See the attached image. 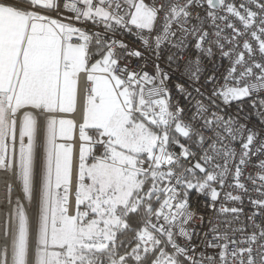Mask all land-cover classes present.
<instances>
[{
    "label": "snow or ice",
    "instance_id": "1",
    "mask_svg": "<svg viewBox=\"0 0 264 264\" xmlns=\"http://www.w3.org/2000/svg\"><path fill=\"white\" fill-rule=\"evenodd\" d=\"M0 170V264H264V0H0Z\"/></svg>",
    "mask_w": 264,
    "mask_h": 264
},
{
    "label": "bare ground",
    "instance_id": "2",
    "mask_svg": "<svg viewBox=\"0 0 264 264\" xmlns=\"http://www.w3.org/2000/svg\"><path fill=\"white\" fill-rule=\"evenodd\" d=\"M59 118H76L77 120L79 119V110L75 114H69V115H64V114H58ZM38 121H40V133L43 135V131L45 128V124L43 123L44 120V114H39L37 117ZM7 185H12L13 191H12V196L15 198L16 196V186L13 181V177L11 173H5L0 170V206L5 205L6 203V194H7ZM2 211V209H0Z\"/></svg>",
    "mask_w": 264,
    "mask_h": 264
},
{
    "label": "rangeland",
    "instance_id": "3",
    "mask_svg": "<svg viewBox=\"0 0 264 264\" xmlns=\"http://www.w3.org/2000/svg\"><path fill=\"white\" fill-rule=\"evenodd\" d=\"M65 119H70V118H65ZM46 126V125H45ZM58 142H63V143H71V141H59Z\"/></svg>",
    "mask_w": 264,
    "mask_h": 264
},
{
    "label": "crops",
    "instance_id": "4",
    "mask_svg": "<svg viewBox=\"0 0 264 264\" xmlns=\"http://www.w3.org/2000/svg\"><path fill=\"white\" fill-rule=\"evenodd\" d=\"M61 114H64V115H69L70 113H61ZM57 118H59V117H57Z\"/></svg>",
    "mask_w": 264,
    "mask_h": 264
},
{
    "label": "built area",
    "instance_id": "5",
    "mask_svg": "<svg viewBox=\"0 0 264 264\" xmlns=\"http://www.w3.org/2000/svg\"><path fill=\"white\" fill-rule=\"evenodd\" d=\"M1 171H3V170H1ZM196 223L198 224V223H199V221L197 220V221H196Z\"/></svg>",
    "mask_w": 264,
    "mask_h": 264
}]
</instances>
